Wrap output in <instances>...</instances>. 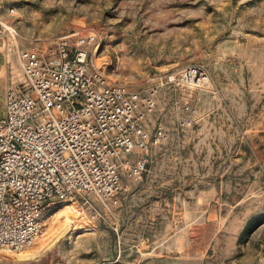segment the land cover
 Instances as JSON below:
<instances>
[{
  "label": "rangeland",
  "instance_id": "1",
  "mask_svg": "<svg viewBox=\"0 0 264 264\" xmlns=\"http://www.w3.org/2000/svg\"><path fill=\"white\" fill-rule=\"evenodd\" d=\"M0 116L24 56L71 36L155 106L146 170L110 201L52 203L0 264H264V0H0ZM200 68L196 84L185 72Z\"/></svg>",
  "mask_w": 264,
  "mask_h": 264
},
{
  "label": "built area",
  "instance_id": "2",
  "mask_svg": "<svg viewBox=\"0 0 264 264\" xmlns=\"http://www.w3.org/2000/svg\"><path fill=\"white\" fill-rule=\"evenodd\" d=\"M16 31L0 18V37ZM71 36L56 39L42 55L24 56V81L5 95L0 116V251L19 253L41 234L52 203H72L84 195L110 201L122 179L146 170L131 157L158 143L145 129L153 96L142 97L112 81L93 65L89 51ZM206 81L200 68L185 72Z\"/></svg>",
  "mask_w": 264,
  "mask_h": 264
}]
</instances>
